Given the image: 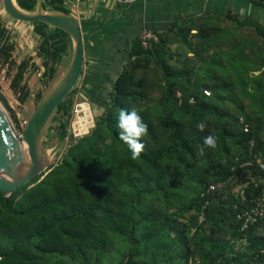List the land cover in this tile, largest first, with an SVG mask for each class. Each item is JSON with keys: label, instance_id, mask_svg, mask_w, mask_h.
<instances>
[{"label": "trees", "instance_id": "1", "mask_svg": "<svg viewBox=\"0 0 264 264\" xmlns=\"http://www.w3.org/2000/svg\"><path fill=\"white\" fill-rule=\"evenodd\" d=\"M16 2L27 12L35 11L37 5V0ZM44 8L48 12L70 13L65 7V0H44ZM31 24L35 34L40 38L37 56L48 61L43 75L51 80L55 77L59 58L67 52L66 40L70 36L65 31L42 22ZM173 28L181 30V20L176 21L168 30ZM261 28L260 33L264 37V26ZM194 30L203 33V28L195 22L188 26L185 33L190 34ZM164 33L159 34L160 43L152 45L157 52L163 51ZM152 48L144 49L137 37L131 41L128 57L130 60L134 57L140 60L146 55L149 56ZM13 50L14 47L6 42L4 34L2 35L0 31V70L6 64L15 65ZM49 63L52 65L49 66ZM28 67L29 62L25 59L16 65V73L10 83L11 90L18 94L21 103H24L29 95L24 82ZM145 81V78L136 79L134 72L120 73L110 93L109 103L104 111L95 117V127L88 136L82 137L78 147L61 164L58 173L50 172L40 182L27 189L26 186L19 187L10 197H4L0 192V264H42L47 256L68 253H75L81 259L91 260L93 254L98 253L109 242L110 231L117 234L126 232V226L123 225L129 218L127 207L129 201L125 199L127 195L121 189L124 178L129 179L130 188L138 191H146V188L152 190V187L166 189L173 184L177 176L167 175L163 170L162 148H151L137 159H132L127 145L118 136L119 111L121 109L131 111L132 107L144 98L142 90ZM175 85L176 82L169 84L167 97L173 96ZM203 93L202 98L198 93L188 95L182 93L181 98H176L175 104L187 111L193 109L196 111L195 107L198 106L203 111H216V107L214 109ZM136 111L148 125V135L142 142L149 147L148 139L157 137L152 113L148 109ZM57 112L62 116L68 115L70 112L68 102L59 104ZM60 120L63 125L62 117ZM161 124L172 130L173 145L168 147V151L177 154L178 159L188 168L191 166L188 157L195 161L197 151L203 145V139L209 134L213 135L210 129H205L203 138L196 137L188 130L182 119L173 116L163 119ZM248 124L249 119L245 123H239L236 119L233 123L225 124L221 132L217 133L221 138L228 136L234 139L241 147L243 156L238 164L230 161L224 164L217 163L211 158L210 149H205L202 156L207 159L209 168L213 171L211 182L226 181L234 175L241 163L246 164L244 168L256 179L264 177V169L260 166L264 165V142ZM105 138L111 139L115 144L124 145L125 150H112L108 147L109 152H94L95 145ZM252 141L253 147L250 145ZM85 149L88 150V155L83 153ZM76 153H80L79 157L75 156ZM142 162L143 165L146 164L147 170L146 167L143 168ZM135 168H139L138 171L142 174L141 185L134 181ZM40 176L42 175L34 180H38ZM261 189L262 185L255 187L250 183L244 188L243 195H230L228 200H220L214 205H211V201L218 195L202 191L197 197L198 202L190 206L191 209L196 208L198 214L193 217L191 225L181 223L171 214H160L152 205L145 208L141 211L139 219L141 225L144 224L140 233L145 242L143 251L138 248L130 251L127 264H146L141 263L139 258L145 251L150 250V247L160 248L159 252L162 253L161 257L165 263L189 264L191 260L194 262L197 253H200V243L208 248L203 252L200 264H264L262 252L264 237L261 234L263 222L250 221V210L260 197ZM18 195L21 197L15 199ZM202 215L210 224L212 236L230 234L232 241L245 240L247 243L245 250L225 246L222 238L209 237L199 243L196 237L198 229L202 228V224L198 223L199 216ZM193 228L195 232L191 235ZM166 229L169 233H174L172 241L174 243L162 239ZM209 243L212 248L207 246ZM177 247L180 249L176 250ZM194 263L196 264V261Z\"/></svg>", "mask_w": 264, "mask_h": 264}, {"label": "rangeland", "instance_id": "2", "mask_svg": "<svg viewBox=\"0 0 264 264\" xmlns=\"http://www.w3.org/2000/svg\"><path fill=\"white\" fill-rule=\"evenodd\" d=\"M14 1L17 4L16 0ZM192 22L203 28L202 34L195 30L190 34L185 33ZM181 26V30L173 28L164 33V46L161 52L151 47L153 49L151 54L139 58L140 60L135 57L130 60L126 54H123L120 59V61L124 59L123 62L119 63L117 69H113L117 74L113 72L111 78L109 77L110 80L103 85H93L86 81L84 74L81 75L78 84L66 99L70 108L69 114L56 115L43 138L42 149L48 158V168L38 180L28 183L26 189L40 182L50 172H59L61 164L78 147L82 137L88 136L95 127L90 128L78 142L70 141V134L73 133L72 123L77 117L78 105L88 104L95 123V117L104 111L110 101L114 84L119 74L124 71L134 72L136 79H146L142 90L144 98L132 108L148 109L152 113L157 137L148 139L149 147L146 146L143 153L150 151L151 148H162L163 170L167 175L177 176L176 179L166 189L152 187V190L146 188V191H138L130 188L129 179L124 178L121 189L127 195L125 199L129 201L127 206L129 218L123 225L126 226V232L117 234L110 231L109 242L102 250L93 254L91 260L81 259L75 253H68L47 256L42 264H127L130 251L135 248L143 251L145 242L140 233L144 224L142 223V226L139 219L141 211L145 208L152 205L160 214H171L181 223L191 225L193 217L198 214L196 208L191 209L190 206L198 202L197 197L202 191L218 195L211 201V205H214L220 200H228L230 195H241L244 188L256 179L244 168L246 164L241 163L229 179L213 183L211 182L213 171L209 168L207 159L199 151L195 161L188 155L191 166L186 167L178 159L177 154L168 151V147L173 145L172 130L164 127L161 121L170 116L182 119L192 135L200 138H203L204 131H199L196 125L204 122L205 129H210L217 140V147L214 150L210 149L211 158L217 163L224 164L230 161L238 164L243 156L241 147L234 139L228 136L221 138L217 134L227 123H233L236 119L239 123H245L249 119L248 126L253 128L264 142V37L260 33L262 26L248 19L239 20L233 16L213 15L189 17L181 21ZM0 31L2 35L4 34L6 42L14 47L12 55L15 63L6 66V71L3 73L5 80H1L0 77V102L20 141L26 122L42 93L50 82L59 78L67 69L72 58L73 42L70 37L66 40L67 52L59 58L55 77L50 80L43 75L48 61L44 57L37 56L40 38L35 34L33 25L12 19L5 12L2 0H0ZM24 59L29 62L24 78L29 95L26 101L21 103L18 94L11 90L10 83L16 73V65ZM50 65L52 63H49ZM172 82H176V85L173 96L169 98L167 89ZM204 90L210 91V95H206V100L214 109L216 107V111H203L199 106L195 107L196 111L194 109L187 111L175 104L178 93L186 95L198 93L202 98L201 94ZM87 110L88 108L83 105L79 112ZM60 117L63 119V125ZM108 147L112 150H125L124 145L115 144L109 138L100 140L93 150L109 152ZM83 153L89 154L87 149ZM79 155L80 153L75 154L76 157ZM142 166L144 168L146 164L143 165L142 162ZM138 170L139 168H135L133 172L136 177L134 181L141 185L142 174ZM133 194L137 196L134 197ZM20 197L21 195H18L15 199ZM198 220V223L202 224L196 237L199 243L209 237L222 238L226 243L225 246L245 250L247 245L245 240L232 241L230 234L212 236L210 224L205 221V217L199 216ZM194 232L195 228L192 229L191 235ZM261 234L263 236V233ZM162 239L170 243L174 241V233H169L166 229ZM139 240L143 242H138ZM176 244L178 245V242ZM207 246L212 248L210 243ZM207 249L203 243L199 244L200 253H197L195 258L196 264H200L204 256L203 252ZM159 250L158 247H150V250L145 251L139 258L141 263L168 264L163 262ZM262 252L264 253V249ZM217 260L220 261V258ZM194 262L191 260L189 264H195Z\"/></svg>", "mask_w": 264, "mask_h": 264}, {"label": "crops", "instance_id": "3", "mask_svg": "<svg viewBox=\"0 0 264 264\" xmlns=\"http://www.w3.org/2000/svg\"><path fill=\"white\" fill-rule=\"evenodd\" d=\"M80 23L84 39L83 72L87 82L103 85L128 57L131 41L143 29L158 34L176 21L202 15L233 16L264 26V3L252 0H134L119 5L108 0H65ZM114 69V70H113Z\"/></svg>", "mask_w": 264, "mask_h": 264}, {"label": "water", "instance_id": "4", "mask_svg": "<svg viewBox=\"0 0 264 264\" xmlns=\"http://www.w3.org/2000/svg\"><path fill=\"white\" fill-rule=\"evenodd\" d=\"M2 1L5 12L12 19L24 23L42 22L59 28L68 33L73 42L72 58L67 69L59 78L49 83L26 122L22 141L27 146L29 162L24 167L19 164L18 138L14 127L0 102V192L4 197H10L19 187L31 183L47 170L49 162L43 152L42 141L53 118L58 115L59 104L66 101L81 78L85 50L80 23L71 14L46 11L44 0H37L32 13L21 9L14 0ZM94 126V118L89 109L84 119L80 120L77 113L72 123L70 141L78 142Z\"/></svg>", "mask_w": 264, "mask_h": 264}, {"label": "clouds", "instance_id": "5", "mask_svg": "<svg viewBox=\"0 0 264 264\" xmlns=\"http://www.w3.org/2000/svg\"><path fill=\"white\" fill-rule=\"evenodd\" d=\"M205 95H210L206 92ZM119 139L127 145L131 152L132 159H137L144 152L146 145L142 142L143 138L148 135V125L143 122L142 117L133 109L131 111L121 109L118 115ZM199 131L203 132L206 128L204 122L196 125ZM217 147L216 138L209 134L203 139V145L200 146L199 152L204 155L205 149H215Z\"/></svg>", "mask_w": 264, "mask_h": 264}, {"label": "built area", "instance_id": "6", "mask_svg": "<svg viewBox=\"0 0 264 264\" xmlns=\"http://www.w3.org/2000/svg\"><path fill=\"white\" fill-rule=\"evenodd\" d=\"M108 1L114 2V3L119 4V5H123V4H128L134 0H108ZM252 1H254L256 3H264V0H252ZM138 38H139L141 45L144 49H148V48L152 47V45H157L160 43L159 34L152 31V30H149V29H143L140 32ZM0 61H1V56H0ZM6 66H8V64H6L0 72L1 80H5V76L3 73H5V71H6ZM2 77H3V79H2ZM203 92H204V94L206 92L210 93V91H208V90H204ZM207 96H209V95H207ZM178 98H181L180 93H178ZM246 131H247V128H246ZM250 145H251V147H253L254 142L252 141L250 143ZM259 162L260 161H258V163ZM260 166H261V168L264 169V165L260 164ZM252 183L254 184L255 187H259L260 185H262V189H261L260 197L258 199H256V201H255V206H253V208L250 210V221L255 222L257 220H261L263 222L262 233H263V237H264V177H260L259 180L255 179L252 181ZM241 195H243V193ZM246 226H247V224L245 225V227Z\"/></svg>", "mask_w": 264, "mask_h": 264}, {"label": "bare ground", "instance_id": "7", "mask_svg": "<svg viewBox=\"0 0 264 264\" xmlns=\"http://www.w3.org/2000/svg\"><path fill=\"white\" fill-rule=\"evenodd\" d=\"M85 106L89 109V106L88 104L86 103H81L80 105H78L77 107V113H78V117L79 119H84L85 118V111L82 112L80 110L81 106ZM18 151H19V164H20V167H24L28 162H29V157H28V153H27V146L26 144L20 140L18 141Z\"/></svg>", "mask_w": 264, "mask_h": 264}]
</instances>
